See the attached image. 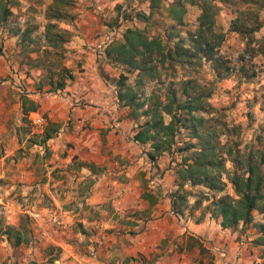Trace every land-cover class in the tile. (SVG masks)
I'll use <instances>...</instances> for the list:
<instances>
[{
	"label": "rangeland",
	"instance_id": "rangeland-1",
	"mask_svg": "<svg viewBox=\"0 0 264 264\" xmlns=\"http://www.w3.org/2000/svg\"><path fill=\"white\" fill-rule=\"evenodd\" d=\"M3 1L8 3L12 12L9 22L0 28V89L7 90L12 112L5 125L4 138L7 143L13 140L18 144L12 159L13 167H35L38 178L45 183L50 177L52 195L50 198L41 196V190L34 195L24 189L22 184H18L12 191L7 189L8 200L15 197L13 204L17 206L0 210V264H72L75 261L70 255L72 250L79 252L80 258L86 259L93 257L98 248V254L102 258L108 261L114 256V262L118 260L119 264H157L162 259L169 260L174 253L185 256L188 264H197L199 261L203 264H219L218 250L226 254L225 259L230 264L226 251L220 245L217 244L218 248H214L210 241L212 246H209L202 237L193 236V240L188 239L192 235L181 230L187 223L201 224L209 221L218 225L209 214L201 217V209L190 211L185 206L180 208L182 214L172 211V195L177 190L176 170L183 157L189 154L179 151L189 140L187 131L182 130L177 134V143L172 151L162 154L152 162L147 156L149 145H141L133 140L145 119L134 120L130 116L131 109L119 105L117 81L120 74L124 73L128 78L126 85L138 90L140 100L147 105L150 104L149 98L158 96L162 99L169 87L179 89L186 81H193L197 88L212 92L207 102L219 111V114H204L205 117L212 118L216 115L229 130L221 135L220 145L225 144L227 149H232L234 153L239 152L241 156L249 153L264 154V0L213 2L214 31L222 36L221 45L215 55L222 59L221 70L225 66L230 69L228 75L218 79L212 65L204 61L189 66L175 65L173 69H161L159 79L143 80L140 89L136 87L135 74L125 73L122 67L106 59L105 51H96V42L103 35L117 31L120 36L110 44L112 45L122 40L127 29L144 30L150 38L158 37L169 46H173L179 39L189 40V33L196 31V23L202 12L201 0H178L179 10L184 11L182 25H178L169 15L173 0H71V5L65 9L68 16L63 20L51 21L58 29L68 32V41L55 48L49 46L45 39V26L49 22L46 11L52 0ZM89 20L93 21L96 29L81 31L80 28ZM239 25H242L240 30L244 32L257 26L259 28L250 34H240L233 29ZM90 36L93 43L91 50H95L92 51L95 63L100 61L96 70H101L103 77L107 78L105 84L113 90L116 99L113 104L115 108L111 113L108 112V116H113L109 122L111 126L94 128L81 125L75 128L72 118L67 119L69 114L59 123L50 121L48 112L40 111L38 116L31 114L35 112L23 115L22 103L24 99H29L28 94H39L52 101L63 97V89L75 81L78 73L85 70L77 64L75 49L70 43L77 37ZM185 46L189 47L188 42H185ZM63 70H67L73 79H69L66 74L65 88L55 90L59 76L65 75ZM14 105H20L21 108L15 110ZM26 107L29 105L26 104ZM38 109L39 106L37 111ZM37 118L42 120L40 124L34 123ZM168 121L169 118L165 117V122ZM49 124H55L57 132L51 131L56 127H49ZM46 129L51 132L53 141L60 134L70 141L61 147L59 144L53 147V143L40 146L39 142ZM86 129L98 131V153L104 158V162L89 164L76 155L71 158L75 146L73 135L78 136ZM111 130L115 133L112 138L109 135ZM60 143L62 145V140ZM87 165L93 169L86 167ZM128 168L134 171L137 181L135 190L138 197L135 195L132 199L135 207L120 213L113 202L120 199L124 192L114 190L113 187L102 204H86L85 200L92 196L90 186L102 179L104 172H111L113 178L120 179L117 173ZM225 168L232 171V163L227 161ZM64 170L67 174L61 175ZM92 175H95L94 179L91 178ZM78 179H81V183L71 190L70 186H74ZM223 180L226 188L221 194H215L202 186L185 185L184 188L190 192L187 196L188 205L202 200V206H205L212 200L213 195H233L232 187L225 176ZM56 181L65 189L57 186L55 193L52 185ZM144 191H149L156 197V204L149 205L141 197ZM64 193L70 195L65 204L72 206L77 203L69 222L61 211L62 206L56 205L52 199V196L64 199ZM204 196H208L209 200L203 199ZM67 205L64 208L67 207L69 211L75 209ZM162 211L160 215L159 212ZM114 212L119 213L117 218L114 217L117 221L116 229L113 232L103 229ZM158 217L176 221L180 227L179 233L172 231L167 234L150 253H138L128 257L120 255L124 247L132 245L130 237L144 231L147 223ZM262 221V216L254 212V222L251 225L228 229L238 234L240 242L249 243L252 248L249 252L254 254L255 264H264V248L253 243L257 237L255 224ZM20 224L24 226L21 237L26 239L18 247H13L2 233L6 226L17 227ZM219 239L226 241L222 236ZM188 243L194 244L190 250L186 249ZM199 244L207 250L205 253H200ZM129 258L133 261H129Z\"/></svg>",
	"mask_w": 264,
	"mask_h": 264
},
{
	"label": "trees",
	"instance_id": "trees-1",
	"mask_svg": "<svg viewBox=\"0 0 264 264\" xmlns=\"http://www.w3.org/2000/svg\"><path fill=\"white\" fill-rule=\"evenodd\" d=\"M70 1L52 0L47 8L46 18L49 22L45 26V39L52 48L68 41V32L58 29L51 21L63 20L68 16L65 9L71 5ZM201 1L202 12L196 23V31L189 33V40L179 39L173 46H169L158 37L150 38L144 30L127 29L121 41L106 48V59L122 67L125 73L135 74L138 88L143 86L145 79H159L161 69H173L175 65L189 66L202 61L210 63L216 77L222 79V76L228 75L230 69L225 66L221 70L222 59L215 55L221 45L222 36L214 31L213 2L221 3L227 0ZM183 13L184 11L178 8V0H173L169 15L178 25L183 24ZM11 16L8 3L0 0V28L9 22ZM241 27L242 25H239L233 29L240 34H250L259 28L257 26L244 32L240 30ZM185 42H188L189 47L185 46ZM63 73L65 75L59 76L55 90L65 88L67 77L73 79L67 70H63ZM127 80L124 73L120 74L117 81V101L120 106L131 109L130 116L134 120L145 119L134 134L133 140L141 145H149L147 156L152 162L162 154L172 151L177 143V134L182 130L187 131L189 140L179 151L189 154L183 157L176 170L177 190L172 195V211L179 215L183 213L181 206L190 211L201 209V217L209 214L222 230L251 225L254 222V212H257L263 221L255 224L257 237L253 243L264 248V154L249 153L241 156L239 152L234 153L232 149H227L225 144L220 145L221 135L229 130L216 115L212 118L205 117L204 114H219V111L207 102L212 92L197 88L193 81H186L179 89L169 87L162 99L158 96L149 98L150 104L147 105L145 101L140 100L138 90L126 85ZM26 104L29 107H26ZM37 108L38 105L26 98L22 103V114L36 112ZM165 117L169 118L168 122H165ZM49 127H56L51 131L57 132L55 124H49ZM51 138V132L46 129L39 145L45 146ZM227 161L232 163V171L225 168ZM223 176L231 185L233 195H213L212 200L205 206H202V200L188 205L187 196L190 192L184 188L185 185L202 186L215 194H221L226 188ZM141 197L148 201L149 205L156 204V197L149 191H144ZM203 199L209 200L208 196ZM22 229L24 226L21 224L17 227L6 226L2 236L13 247H18L26 239L21 237ZM188 239L194 238L189 236ZM193 246V243H188L186 249L190 250ZM198 249L200 253L207 251L201 244ZM128 260L133 261L132 258ZM199 264L203 262L199 261Z\"/></svg>",
	"mask_w": 264,
	"mask_h": 264
},
{
	"label": "crops",
	"instance_id": "crops-1",
	"mask_svg": "<svg viewBox=\"0 0 264 264\" xmlns=\"http://www.w3.org/2000/svg\"><path fill=\"white\" fill-rule=\"evenodd\" d=\"M80 29L81 31H85L87 29L92 31L96 29V27L93 24V21L89 20L88 23ZM70 44L72 45L71 47L75 49L74 57H76L77 64H80L81 68L85 69L84 72L78 73L75 81L69 83V85L63 89V97L56 99L55 101H52L50 98L42 97L39 94H28L27 97L39 106L38 111L31 114L38 116L40 111H43L44 113L48 112L47 115L50 118V121L57 123H59L61 119H66V115L69 114V118L67 119L72 118L75 128L80 127L81 125H90L94 128H107L108 126H111L109 123L110 119H113V116H108V112L111 113V111L115 108V105L113 104L116 103V99L113 95V90L105 84L107 78L103 77L104 74L101 73V70H96L100 61L98 60L97 63H95V58L92 53V51L95 52V50H91V47L93 46L92 38L91 36L88 38L77 37ZM7 94V90L4 91L3 89H0V210L11 209L17 206L13 204V198L15 197L8 200V193L18 184H22L24 189L33 192L34 195H36L38 190L42 191L41 196L46 195V197L50 198L52 195L50 177L47 183H45L44 180H40L38 178L35 167L31 168L28 165L26 168H21V165H14V168L12 165V163H14L12 159L15 152V146L18 144L13 140H10V142L7 143L4 138V134L6 133L5 125L6 122L10 120L12 113L10 99ZM14 106L15 110L21 108L20 105ZM97 133L98 131L96 129H86L80 132L78 136L73 135L72 139L75 142V146L71 158L76 155L81 161L88 162L89 164H91V162L95 164L104 162V158L100 157L98 153L100 142L97 138ZM109 135L110 138H112L115 135L114 130H111ZM61 140L62 145H60ZM67 141H70V139L66 136H61L60 134L57 139H54V141L52 139L48 140L47 145L53 143V147H55L56 144H59V147H61ZM132 160L134 161L135 157H133ZM62 174H67V171H62L61 175ZM90 174L93 173L91 172ZM47 175L49 176V173ZM117 175L121 178L115 179L113 178L111 172H104L102 179H99L90 186L92 196L85 200L86 204L90 206L102 204V202L106 200L107 194L113 187L114 190L124 192L120 199L113 202L115 208L118 209L120 213L126 209L129 210V208L135 207V202H133L134 200L132 199L135 195L138 197V193L135 190L137 181H135L134 171L128 168L127 170L119 171ZM121 175L128 177V179ZM91 178L94 179L95 175H92ZM80 180L81 179H78L74 182V186H70L71 190L77 188V186L81 183ZM57 186L59 189L63 188L60 182L56 181L55 184L52 185L55 193V188ZM7 189H9V191H7ZM64 189L65 187L62 190ZM61 194L62 193H60V196ZM67 194L68 193L63 194L64 199L60 198V196H58V198L52 196V199L56 205L59 207L62 206L61 211L64 217H66V220L69 222L71 221V214L75 213L74 211L76 210L75 207L77 206V201L73 198L76 204L72 206L65 204V201L70 198V195L67 196ZM65 205L68 207H74L75 209L69 211L67 207L64 208ZM14 210L15 209H12V211ZM162 213L163 211L159 212L160 215ZM117 214L119 215V213L114 212L112 215L113 219H108L103 229L112 232L116 229L117 221L115 220L117 218ZM64 221L62 220V222ZM179 229L180 227L176 221H169V219L165 217H158V219L148 222L144 231L137 232L134 237H130L132 245L126 248L124 247L123 252L120 255L128 257L137 255L138 253H150L155 249L156 245L161 240L165 239L167 234L172 231L179 233ZM181 230H183V232L187 231V233L192 236L202 237L208 244H210L211 241L214 248H218L217 244L220 245L226 251L227 259L230 264H255L253 261L254 254L249 252V249L250 251L252 250V248L249 247V243L240 242L237 238L238 234L231 232V230H222L219 225H215L209 221L201 224L187 223ZM220 236L225 237L226 241L222 242V240L219 239ZM242 240L245 241V238ZM209 246H212V244ZM172 251L173 250H170V252ZM98 253H100L99 248L96 250V254H93V257L83 259L80 258L79 252L72 250L70 255L75 259L72 264H119L118 260L114 262V256H112L110 260L106 261ZM130 264L137 263L131 262ZM157 264H188V261L185 256L174 253L169 260L162 259Z\"/></svg>",
	"mask_w": 264,
	"mask_h": 264
},
{
	"label": "built area",
	"instance_id": "built-area-1",
	"mask_svg": "<svg viewBox=\"0 0 264 264\" xmlns=\"http://www.w3.org/2000/svg\"><path fill=\"white\" fill-rule=\"evenodd\" d=\"M120 34L117 31H112L106 35H103L95 44V50L103 53L105 51V49L114 41L117 39V37H119ZM42 122V120L40 118H37L34 123L36 124H40ZM217 256H218V261L219 264H229L225 257L226 254L220 250L217 251Z\"/></svg>",
	"mask_w": 264,
	"mask_h": 264
}]
</instances>
